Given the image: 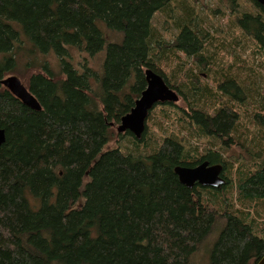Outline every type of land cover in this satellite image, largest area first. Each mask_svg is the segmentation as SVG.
<instances>
[{"label":"trees","instance_id":"trees-1","mask_svg":"<svg viewBox=\"0 0 264 264\" xmlns=\"http://www.w3.org/2000/svg\"><path fill=\"white\" fill-rule=\"evenodd\" d=\"M169 1L0 0V79L39 64L25 84L41 106L30 108L0 84V264H256L264 255V160L232 172L218 150L199 152L179 135L186 130L226 149L238 139L247 96L232 76L214 92L200 82L212 56L188 6L174 40L158 43L153 15ZM236 1L229 0L233 25L264 60V6L248 0L257 13L238 14ZM72 47L104 52L100 69L85 58L75 63ZM49 53L57 72L40 60ZM147 68L182 104H156L140 138L117 134L114 126L146 86ZM252 107L251 121L264 129V99ZM157 112L178 131L156 136L149 121L163 129ZM114 136L133 149L104 150ZM202 161L222 164L223 185L180 183L174 167Z\"/></svg>","mask_w":264,"mask_h":264},{"label":"rangeland","instance_id":"rangeland-1","mask_svg":"<svg viewBox=\"0 0 264 264\" xmlns=\"http://www.w3.org/2000/svg\"><path fill=\"white\" fill-rule=\"evenodd\" d=\"M186 6L191 9L193 22L198 24L199 27L208 34L205 44L209 49V56H212L210 59L211 64H209L210 70L206 73V71L202 70L203 68L200 67L198 62L193 58H186V56L181 53H178L180 56H178V60L181 62L184 60L185 64L190 67L192 66L195 71L202 70L200 82L210 85L213 92L216 89L215 84L217 81H221L226 76L235 77L240 81V85L245 91L247 100H245L246 104L244 106L241 107L240 105L242 119L238 125V139L226 149L221 148L220 144L215 141V143L209 142L210 139L208 138L197 140L194 137L191 139L188 136L189 132L186 130H182L179 135L181 138L186 139L187 144L189 143V145L197 147L199 152H202V150L208 147L213 150H218L225 161L228 162L227 167H232L231 170L234 172L236 169H242V166L246 164L244 168L248 167V164L252 165L253 162L264 160V129L256 126L251 121L250 117L253 108L252 105L256 103L257 99H264V60L262 59L261 53L257 51L253 39L250 36L243 35L238 28L234 27L235 16L229 12V7L231 6L229 0H170L165 9L153 15V26L159 34L156 37L159 39L158 43H161L162 47H168L174 40L178 32L176 25L183 23L184 15L186 14L184 9ZM234 6L237 8L238 14L244 10L254 14L257 13L256 8L248 0H237ZM105 36L112 42H120L122 39L121 34L117 32H107ZM218 39L222 40L220 41L222 46L224 42V48L221 51L222 56L219 57L214 49V46H217L219 43ZM70 50L75 63L83 61L85 58V62L90 64L89 66H93L92 68L94 70H96L94 67L100 69L98 65L100 61L103 60L104 52H100L95 56H88L85 52H79L74 49V47L70 48ZM41 59L46 60L48 65L57 72L58 59L54 54L49 53L40 58V60ZM39 69V64L33 69H26L20 66L19 70L15 72L14 75L25 84V80L30 73L34 71L37 72ZM167 73H169V71H167ZM259 95H263V97H258ZM216 98L223 100L218 95L215 99ZM175 104H182L181 96H179V100L175 102ZM246 107L248 109H245ZM155 115L156 121L163 127V129H160L155 125L153 123L154 119L149 121V127L151 126V131L156 136L165 137L169 135L171 130L178 131L175 125L169 122L165 123L158 112L155 113ZM113 129L115 133L118 134L116 126H114ZM242 140L243 143L241 144L240 141ZM118 146L121 148H129L130 150L133 149L128 138L123 137L122 139L118 138V136H114L110 142L105 145L104 150ZM30 198L32 197L30 196ZM27 199L32 203L28 196ZM54 199L55 191L50 201H54ZM212 236L213 241L216 233L212 234L210 237ZM200 251H203V249Z\"/></svg>","mask_w":264,"mask_h":264},{"label":"water","instance_id":"water-1","mask_svg":"<svg viewBox=\"0 0 264 264\" xmlns=\"http://www.w3.org/2000/svg\"><path fill=\"white\" fill-rule=\"evenodd\" d=\"M264 6V0H256ZM146 86L139 97L134 101L133 107L123 115L120 123L116 126L118 133L130 131L136 138H140L145 129V121L148 112L158 103L177 102L179 95L170 88L164 79L151 69L144 71ZM0 84L8 89L22 103L35 110H41L36 97L29 91L27 86L15 75H7L0 79ZM5 141V131L0 128V146ZM222 164H210L202 161L195 166H175L174 172L181 184L192 187L199 184L204 187H220L225 180L222 177ZM256 264H264V255Z\"/></svg>","mask_w":264,"mask_h":264},{"label":"bare ground","instance_id":"bare-ground-1","mask_svg":"<svg viewBox=\"0 0 264 264\" xmlns=\"http://www.w3.org/2000/svg\"><path fill=\"white\" fill-rule=\"evenodd\" d=\"M171 103V102H170Z\"/></svg>","mask_w":264,"mask_h":264}]
</instances>
